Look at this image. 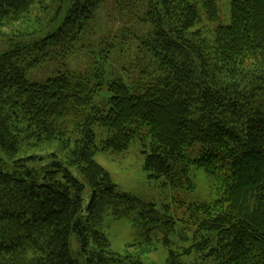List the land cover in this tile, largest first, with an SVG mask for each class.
I'll return each mask as SVG.
<instances>
[{"label":"trees","instance_id":"trees-1","mask_svg":"<svg viewBox=\"0 0 264 264\" xmlns=\"http://www.w3.org/2000/svg\"><path fill=\"white\" fill-rule=\"evenodd\" d=\"M104 1L0 0V37L28 24L34 5L50 2L59 12L66 7L45 38L54 39L91 20ZM138 1L153 30L142 43L146 71L135 79L66 72L29 83L21 62L30 46L14 43L0 55V264H142L154 251L150 237L118 254L97 229L105 211L122 203L138 208L168 248L177 220L117 193L94 162L97 152L123 153L136 142L147 149L149 178L191 191L194 167L219 183L214 202H179V237L186 241L191 231L192 244L169 250L165 264H264V0H231L229 25L211 39L195 26L199 9L208 21L218 18L216 0ZM27 28L20 37L36 35ZM103 90L107 109L94 104ZM69 115L83 117L70 131ZM94 126L108 134L99 146ZM193 253L196 260H183Z\"/></svg>","mask_w":264,"mask_h":264},{"label":"rangeland","instance_id":"rangeland-1","mask_svg":"<svg viewBox=\"0 0 264 264\" xmlns=\"http://www.w3.org/2000/svg\"><path fill=\"white\" fill-rule=\"evenodd\" d=\"M231 0H216L218 18L211 22L199 9V21L195 29H200L204 36L211 39L214 30L230 23ZM66 9V7H65ZM64 11L59 12L56 4L48 2L47 6L34 5L29 13L30 22L21 27L4 28L0 37V55L5 53L14 43L30 46L26 58L21 62L25 78L29 83L42 84L58 74L71 72L75 74L99 73L104 82L122 77L129 80L139 76L146 67L140 60L148 56L142 43L152 33V26L146 21L147 5L138 0H105L93 18L87 23L82 21L70 24L56 33L54 39H45L47 34L56 28L64 18ZM61 15V18H60ZM54 19V22L51 21ZM50 23V24H49ZM84 25H81V24ZM31 37H20L18 32L24 28ZM15 29V32H13ZM57 29V28H56ZM13 33V34H12ZM12 39V41H11ZM31 62L35 64L31 67ZM129 70V71H126ZM105 87V86H104ZM100 95L95 106L106 107V99ZM79 115H69L63 123L68 131L82 121ZM96 144L101 145L108 137L106 131L94 126ZM147 149L142 142L134 143L123 153L97 152L94 162L101 167L116 185L117 193L126 194L155 208L176 221L175 234L170 237V246L162 244L163 233L150 226H144L138 218L139 209L128 210L127 204L110 206L103 215L101 225L97 228L108 239L113 252L123 254L130 245L136 244L145 237L153 241V252L141 256L142 264H165L169 250L182 252L192 244V233L186 231L187 240L180 239L182 233L181 219L184 217L179 202L186 205L193 203H211L219 198L218 182L210 181L200 169L190 168L189 178L193 190L175 189L165 185V180L149 178L144 170ZM79 178H81L79 176ZM90 200V190L85 186L82 209ZM168 208V211L164 209ZM148 231V232H147ZM143 235V236H142ZM70 254L78 259L79 246L75 235L69 240ZM199 254L183 257L184 261H194Z\"/></svg>","mask_w":264,"mask_h":264}]
</instances>
